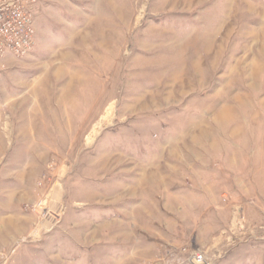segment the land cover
<instances>
[{"label":"rangeland","instance_id":"1","mask_svg":"<svg viewBox=\"0 0 264 264\" xmlns=\"http://www.w3.org/2000/svg\"><path fill=\"white\" fill-rule=\"evenodd\" d=\"M32 1L0 70L6 264H264V0Z\"/></svg>","mask_w":264,"mask_h":264},{"label":"built area","instance_id":"2","mask_svg":"<svg viewBox=\"0 0 264 264\" xmlns=\"http://www.w3.org/2000/svg\"><path fill=\"white\" fill-rule=\"evenodd\" d=\"M33 6L32 0H0V70L9 56L23 58L33 51L37 42ZM6 263L0 249V264Z\"/></svg>","mask_w":264,"mask_h":264},{"label":"crops","instance_id":"3","mask_svg":"<svg viewBox=\"0 0 264 264\" xmlns=\"http://www.w3.org/2000/svg\"><path fill=\"white\" fill-rule=\"evenodd\" d=\"M14 231H0V248L3 249L4 246H6L5 243L6 242V239L5 236H8V235H13ZM37 258V257H36ZM19 262H13L12 264H18ZM50 263V262H49ZM48 262L46 261H39V259H33L32 260V264H49ZM51 264V263H50Z\"/></svg>","mask_w":264,"mask_h":264},{"label":"bare ground","instance_id":"4","mask_svg":"<svg viewBox=\"0 0 264 264\" xmlns=\"http://www.w3.org/2000/svg\"><path fill=\"white\" fill-rule=\"evenodd\" d=\"M98 131H99V128L97 129L96 134L98 133ZM95 136H96V135H95ZM95 136H94V137H95Z\"/></svg>","mask_w":264,"mask_h":264}]
</instances>
